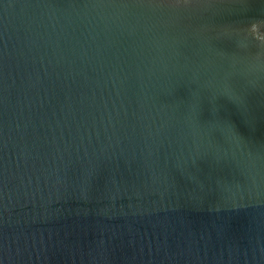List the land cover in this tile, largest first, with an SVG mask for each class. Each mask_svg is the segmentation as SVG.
I'll return each mask as SVG.
<instances>
[{"label":"water","instance_id":"95a60500","mask_svg":"<svg viewBox=\"0 0 264 264\" xmlns=\"http://www.w3.org/2000/svg\"><path fill=\"white\" fill-rule=\"evenodd\" d=\"M0 264H264V0H0Z\"/></svg>","mask_w":264,"mask_h":264}]
</instances>
